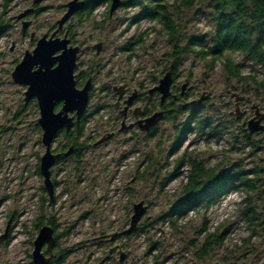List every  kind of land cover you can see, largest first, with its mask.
Wrapping results in <instances>:
<instances>
[{
    "label": "rangeland",
    "instance_id": "1",
    "mask_svg": "<svg viewBox=\"0 0 264 264\" xmlns=\"http://www.w3.org/2000/svg\"><path fill=\"white\" fill-rule=\"evenodd\" d=\"M68 1L0 0V19L10 25L0 33V264L31 261L38 230L34 223L40 214L53 216L58 247L69 249L62 264H264V131L251 133L249 139L243 131L244 122L254 115L252 106L264 112V91L229 77L221 60L211 68L207 59L191 56L177 69L170 96L164 100L168 103L174 96V117L161 116L147 130L137 125L127 128L129 120L122 126L114 109L118 91L125 89V98H135L134 109L150 110L152 115L162 108L156 106L160 93L149 90L169 71L164 70L169 66L164 54L168 44L161 24L135 20L140 12L135 5H121L109 15L110 2H97L90 19L70 17L58 34L62 36L66 27L71 32L79 47L75 74L90 69L92 96L80 138L85 149L78 161L68 158L51 167L56 186L49 199L39 172L44 146L37 127L38 108L35 102L23 107L25 87L12 81L11 72L43 34L55 31ZM205 4L207 0L200 11L183 9L173 15L181 19L185 34L210 36L212 23L202 13ZM33 6L40 11L23 18L32 23L24 35L18 16ZM32 32L34 39L29 37ZM138 38L143 43L127 48L129 40ZM232 57L246 65L244 75L264 77L263 68L237 53ZM181 92L186 98L179 100ZM196 106L210 124L195 129V113L190 129L174 141ZM59 142L65 143L62 135L52 150ZM182 154L202 159L207 167L257 169L258 188L249 194L232 191L209 207L188 211L175 224L158 219L182 196L189 171L185 162L176 166ZM245 195L258 216L254 224L248 223L244 212ZM141 200L146 209L137 227L144 223L143 230L124 234L133 204ZM211 232L221 242L200 257L197 248Z\"/></svg>",
    "mask_w": 264,
    "mask_h": 264
},
{
    "label": "trees",
    "instance_id": "2",
    "mask_svg": "<svg viewBox=\"0 0 264 264\" xmlns=\"http://www.w3.org/2000/svg\"><path fill=\"white\" fill-rule=\"evenodd\" d=\"M8 1V0H6ZM110 2V0H87L84 10L78 11L75 15L82 21L90 19L91 12L97 2ZM204 0H124L123 7L138 6L139 14L135 16V20L151 19L157 20L161 24V29L164 32L167 40L168 49L164 53L169 62L168 69L171 71L172 79L177 77V69L184 64L188 57H197L199 59H207L211 68H214L216 60H221L222 68L227 75L235 81L243 84H252L257 90L264 91V77L258 79L256 74L249 72L243 74L245 64L235 61L232 54L241 55L244 61L253 65H257L264 69V0H207L202 12L207 16L211 23V33L208 38L205 34H185L181 19L174 18L176 12L183 9H194L200 11ZM10 25L0 19V33L5 32ZM143 43V40L138 38L134 42L128 41L129 48L133 44ZM131 49V47L129 48ZM90 69L86 72L76 74L78 83L90 76ZM243 86V85H242ZM242 93H246L243 87ZM92 93H90V97ZM178 99L186 98V95L178 94ZM181 97V98H179ZM174 96L168 103L160 101L156 106L162 108L161 116H172L173 108L176 102ZM205 100V99H203ZM35 101H30L27 105L33 104ZM147 103L148 100L146 99ZM206 103V101H204ZM23 105V107L27 106ZM37 106V105H36ZM154 106V105H153ZM154 106V108L156 107ZM202 106L201 104L198 105ZM198 106L190 110L188 119L182 123V128L175 133L174 141H177L183 131L189 130V122L197 113L195 129L202 130L210 124L207 116L199 114ZM201 112V110H200ZM87 115L80 119L77 125H74L68 132L61 131L59 135L65 139V143L59 142L55 147V151H60V156L56 163L65 161L68 158H74L78 161L80 155L85 149L84 143L80 141L85 131V123ZM39 128V126L37 125ZM215 128V125L214 127ZM245 138L249 139L251 133L243 129ZM56 137V138H57ZM70 153L64 156V150H69ZM185 162L189 166V171L186 176V182L182 187V196L165 212L158 216L162 219H168L169 222L175 224L177 219L182 217L188 211L197 210L201 207H209L217 203L221 197L232 191H245L247 194L255 192L258 188L257 169H243L240 166L233 168H223L221 166L207 167L202 159L195 157H185L180 155L177 159L178 166ZM53 184L56 186V181L53 179ZM248 195L242 199L244 204V212L249 224H254L258 220L256 210L248 201ZM157 219L149 223L153 224ZM49 224L54 229L55 245L53 254L48 264H62L68 257L69 249H60L58 246L59 234L56 232V223L53 216L44 217L40 214L36 219L34 226L39 229L40 226ZM144 225V223H143ZM143 225L138 226L136 231L131 234H136L143 230ZM145 225H148L146 223ZM38 231V230H37ZM9 242L7 237L6 242ZM221 242V238L215 233H205L200 246L197 248V255L202 257L208 253L216 244ZM31 264V261L28 263Z\"/></svg>",
    "mask_w": 264,
    "mask_h": 264
},
{
    "label": "water",
    "instance_id": "3",
    "mask_svg": "<svg viewBox=\"0 0 264 264\" xmlns=\"http://www.w3.org/2000/svg\"><path fill=\"white\" fill-rule=\"evenodd\" d=\"M122 3V0H110L109 15L119 8ZM84 6L85 2L83 0L68 1L65 4V12L56 21L57 27L55 31L49 37L47 34H43L36 41L35 47L31 51L26 50L24 52L21 60L11 72L12 81L26 87L24 103L27 104L33 98H35L37 103L39 113L37 125L41 130V143L44 146V153L39 159V172L43 177V186L50 200H52L54 192V184L51 180V167L60 156V153L53 152L52 144L61 130L68 132L74 125L79 123L89 101V91L92 84V78L89 76L81 88L76 87L74 69L79 47L69 45L70 39L67 38L66 33L63 37H57L55 34L62 29L63 24L72 15L82 10ZM24 14L19 15L18 18ZM28 24V21H22L23 32ZM172 81L171 71L169 70L159 79L158 85L149 90V93L159 92L160 104H162L170 96ZM184 87L185 84L181 88L183 89ZM202 99L201 97L199 100ZM59 102L62 105L59 110L55 111V106ZM70 113H74V115H69ZM161 115V111H159L144 119L145 124L140 126V129H149ZM263 120L264 112L255 106L254 115L244 124L249 133L262 132L264 131ZM69 153L70 149L64 152V156ZM145 209L146 206L143 205L142 200L133 204L130 225L123 232L124 234H129L136 229L137 223ZM2 239L3 237L0 240ZM32 245L31 264H47L49 258L42 249L46 246L47 251H50L54 247V229L49 224L40 226L36 237L32 241Z\"/></svg>",
    "mask_w": 264,
    "mask_h": 264
},
{
    "label": "flooded vegetation",
    "instance_id": "4",
    "mask_svg": "<svg viewBox=\"0 0 264 264\" xmlns=\"http://www.w3.org/2000/svg\"><path fill=\"white\" fill-rule=\"evenodd\" d=\"M84 2H85V6H86V2H87V0H83ZM34 3H38V2H34ZM85 6H84V8H85ZM63 8H64V10L66 9L65 8V5L63 6ZM84 8L82 9V10H84ZM39 11H40V8L39 7H37V6H33L31 9H28V10H26V11H24L23 13H25L22 17H20L21 18V21L22 20H24L23 18H30L31 16H33V15H36V14H38L39 13ZM80 11V10H79ZM77 13V12H76ZM75 13V14H76ZM72 15L71 17H73V16H76V15ZM17 19V18H16ZM19 19V18H18ZM30 19H28V22H29V24H28V28L29 27H31V25H30V23H31V20L29 21ZM32 24V23H31ZM27 28V29H28ZM60 32H61V30H59V32L57 33V35L58 34H60ZM22 33L24 34V35H26V33H27V31L25 30L24 32L22 31ZM66 33V35H67V38L68 39H70V42H69V45H73L74 46V44H73V39H72V34H71V32H69V30H68V28L66 27L65 28V31H64V34ZM45 34H47V33H45ZM63 34V35H64ZM30 36L29 37H31V39H34V33L32 32V33H30L29 34ZM51 35V33L50 34H47V36L49 37ZM57 35H55V36H57ZM63 35L62 36H59V37H63ZM79 52V51H78ZM77 56H78V53H77ZM76 64H77V59H76ZM75 69H76V67H75ZM75 69H74V78H75V81H76V87H78V88H81L82 86H83V84H84V82L87 80V78L89 77H87L85 80H83L80 84L78 83V80H77V78H76V74H75ZM79 73V72H78ZM77 73V74H78ZM26 88V87H25ZM154 92H156L157 93V91H154ZM90 93H91V88H90V91H89V100H90ZM125 93H126V91H125V89H120L119 91H118V94H117V98H116V102H115V105H114V109L115 110H117L120 114V118H121V124H122V126L125 124V121H128L129 120V122H130V124L128 125V126H126L127 128H130V127H132V126H135V125H137L139 128H140V126H143L144 124H145V122H144V119H146V118H148V117H150L151 116V112H150V110H142L141 112H140V110H139V108H136V109H134L135 107H133L134 106V103H135V98L134 97H132V99L129 97V96H127L126 98L124 97L125 96ZM35 101V103H36V100H35V98H33V99H31L30 101ZM140 100V98L137 100V101H139ZM29 101V102H30ZM28 102V103H29ZM27 103V104H28ZM88 103H89V101H88ZM88 103H87V106H86V109H85V111L83 112V114H82V116H81V118L80 119H82L84 116H86L87 115V109H88ZM27 104H25L24 103V105H27ZM36 105H37V103H36ZM61 105H62V103L61 102H59V103H57V105L55 106V111H57V110H59V108L61 107ZM255 106H257V105H254V106H252V108L254 109V112H255ZM258 107V106H257ZM259 108V107H258ZM259 110L260 111H262L260 108H259ZM153 113V112H152ZM69 115H74V113H70ZM150 115V116H149ZM153 115V114H152ZM253 116V114H251L249 117L251 118ZM79 122H80V120H79ZM262 123H264V120L262 121ZM61 131H64V130H61ZM60 131V132H61ZM59 132V133H60ZM148 133H150V131L148 132ZM55 141V140H54ZM54 151V153L55 152H57V151H55V149H53ZM56 163V162H55ZM43 252H44V254L49 258V260H50V258H51V255L53 254V250H54V247L50 250V251H47V248H46V246H44L43 247ZM49 263V262H48ZM47 263V264H48Z\"/></svg>",
    "mask_w": 264,
    "mask_h": 264
}]
</instances>
